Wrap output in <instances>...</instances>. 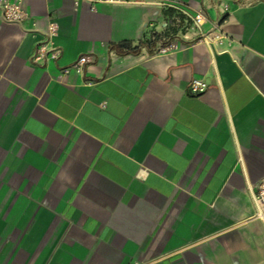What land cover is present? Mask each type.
<instances>
[{
    "label": "crops",
    "instance_id": "crops-1",
    "mask_svg": "<svg viewBox=\"0 0 264 264\" xmlns=\"http://www.w3.org/2000/svg\"><path fill=\"white\" fill-rule=\"evenodd\" d=\"M24 6L0 9V264H264V0Z\"/></svg>",
    "mask_w": 264,
    "mask_h": 264
},
{
    "label": "built area",
    "instance_id": "built-area-1",
    "mask_svg": "<svg viewBox=\"0 0 264 264\" xmlns=\"http://www.w3.org/2000/svg\"><path fill=\"white\" fill-rule=\"evenodd\" d=\"M97 1V0H92ZM0 9L5 20L16 21L22 23L30 19L31 15L24 6V0H0ZM194 24L200 29L201 24L205 21L203 13H197L193 17ZM36 24V22H34ZM58 23L54 18L48 20L47 28L43 31V38L36 44L33 53V60L43 61L48 59H58L61 54V47L55 43V36L58 34ZM177 45L168 43L163 45L160 50L168 51L176 48ZM94 57L90 54H81L72 63L73 68L80 69L85 63L91 62ZM70 67H66L64 72H68ZM207 82L202 78L195 77L189 84V92L193 94H201L207 89ZM254 201L256 205V214L264 220V177L259 182L254 191Z\"/></svg>",
    "mask_w": 264,
    "mask_h": 264
},
{
    "label": "trees",
    "instance_id": "trees-1",
    "mask_svg": "<svg viewBox=\"0 0 264 264\" xmlns=\"http://www.w3.org/2000/svg\"><path fill=\"white\" fill-rule=\"evenodd\" d=\"M153 38L145 40L143 43L147 44V46L151 47L154 45V43L157 40L163 39L161 34H158L154 32L152 34ZM167 41H164L163 43L165 44ZM111 46L113 48H116L118 51L127 53V52H137L139 50L140 45H133L130 41H122L119 43H112Z\"/></svg>",
    "mask_w": 264,
    "mask_h": 264
}]
</instances>
